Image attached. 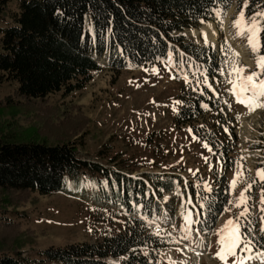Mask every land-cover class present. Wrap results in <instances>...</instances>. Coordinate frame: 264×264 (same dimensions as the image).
Wrapping results in <instances>:
<instances>
[{"label":"trees","instance_id":"obj_1","mask_svg":"<svg viewBox=\"0 0 264 264\" xmlns=\"http://www.w3.org/2000/svg\"><path fill=\"white\" fill-rule=\"evenodd\" d=\"M233 2L17 0L12 23L0 27V80L5 77L17 83L15 98L19 101L5 114L11 112L18 119L8 124L10 129L0 130V190L8 192L0 199V213L18 214L16 209L29 202L34 192L84 197L90 182V198L102 206L113 205L127 221L118 234L104 235L95 243L49 247L37 251V258H30L22 250L30 239L18 224L9 221L0 231V264H109L108 258L123 256L126 259L122 264H155L167 244L149 231V224L162 214L158 201L165 193L177 192L181 179L154 172L132 176L98 161L79 158L71 140L55 144L40 140L49 137L47 132L60 133L51 129L54 109L47 97L61 90L69 93L83 88L92 72L100 69L94 56L105 55L112 70H122L149 67L171 55L176 66L183 62L188 76L178 97L180 108L175 123L193 124L205 113L211 114L213 129L192 127V133L226 164L235 138L233 129L226 125L234 119L227 117V103L214 81L221 77L218 69L224 67L225 55L220 50L224 40H220L216 51L188 40L183 32L197 28L202 21L214 22L221 32L218 19ZM201 74L210 78L208 85L202 83ZM3 104L0 99V107ZM21 104L32 113L16 108ZM21 117L28 122L33 117L38 120L29 129L18 131ZM59 124L72 129L70 135L76 130L73 120L63 119ZM254 149L263 154L257 168H264V145ZM186 189L197 206L201 230H212L228 202L225 177L212 193L190 182ZM255 190L260 192L259 188ZM258 215H252L253 219ZM253 227L254 235L261 240L259 222Z\"/></svg>","mask_w":264,"mask_h":264},{"label":"rangeland","instance_id":"obj_2","mask_svg":"<svg viewBox=\"0 0 264 264\" xmlns=\"http://www.w3.org/2000/svg\"><path fill=\"white\" fill-rule=\"evenodd\" d=\"M241 7L242 0H234L229 11L220 19L223 21L221 32L213 22H202L197 28L187 29L183 34L188 40L206 45L201 28L209 29L212 24L217 30V43L211 44L214 49H219L220 40H224L221 46L229 48L231 53H237L240 65L255 71L256 64L252 53L245 47L246 41L234 37L232 23ZM16 12L17 0L0 1V27L11 24ZM95 59L100 69L92 72L91 79L83 88L69 93L61 90L47 97L48 105L54 109L51 129H58L60 133L47 132L45 135L49 137L40 140L45 139L48 144H55L62 139L71 140L79 158L98 161L131 173L132 176L154 172L179 177L182 186L179 184L177 192L164 194L163 200L158 201L162 215L156 222L149 224V231L167 244L160 250L155 264H223L215 258L218 249L217 233L227 220L238 215L239 209L227 202L212 230L201 232L200 224L193 223L191 238L185 241L181 232L185 223L181 215L182 208L184 214L192 213L194 221L199 219L195 202L187 203L189 196L186 183L190 182L197 189L212 193L218 189L221 177L224 176L228 201L236 200L243 185L231 188L237 170L235 162L240 161L243 165L240 170L255 178L257 165L263 156L261 150L254 147L264 145V108H257L249 114L230 94L227 75L214 78L215 86L219 87L227 103V117L234 119L226 125L233 129L235 135L232 152L226 162L229 165L226 167L213 151L208 150L209 146L205 147L207 144L204 141L189 131L192 127L211 131L215 123L211 114L205 113L193 124L178 126L175 123L180 103L174 102H179L182 87L188 81L187 69L181 62V68L178 69L174 58L169 55L149 67L112 70L105 55ZM16 89V82L5 77L0 80V99L4 103L0 107V130L10 129L8 124L18 119H14L11 112L5 115L19 103L15 98ZM8 99L11 100L7 102ZM16 108L27 111L22 104ZM19 119L21 129L17 128L18 131L29 129L38 120L37 117L29 122L23 117ZM63 119L76 123L72 135V129L66 130L59 124ZM58 125L60 128H57ZM111 159L115 162L109 163ZM91 186L88 182L87 195L84 197L75 194L70 197L64 193L40 195L34 192L29 202L16 209L18 214L0 213V231L4 223L9 221L18 224L30 239L29 245L22 249L30 258H37V251L49 247L95 243L104 235L122 232L127 221L126 215L113 205L96 204L89 196ZM7 193L0 190V199ZM253 195L255 202H258L260 192L254 189ZM257 214L254 208L252 215ZM124 259L126 256L107 261L109 264H122ZM227 264H232L231 258Z\"/></svg>","mask_w":264,"mask_h":264},{"label":"snow or ice","instance_id":"obj_3","mask_svg":"<svg viewBox=\"0 0 264 264\" xmlns=\"http://www.w3.org/2000/svg\"><path fill=\"white\" fill-rule=\"evenodd\" d=\"M217 2L218 0H211V3ZM216 11L218 17L219 9ZM218 23L222 26L223 21L218 19ZM232 27L234 37L246 41L245 47L252 53L256 70L249 71L245 66L240 65L238 54L231 53L229 48L222 45L220 50L225 54L223 58L224 67L218 69V73L227 75L230 94L237 103L244 106L251 114L257 108H264V0H242V7L238 10ZM205 44L207 45L206 39ZM228 53L231 54L228 55ZM201 76L202 83L208 85L210 78L203 74ZM185 79L187 80L186 77ZM193 138L195 139V136ZM208 150L212 151L211 148ZM235 167L237 170L235 178L231 182V188L235 189L238 184H242L243 190L240 191L236 200L228 201V203L239 209V212L238 215L227 220L217 233L218 249L215 258L223 264H227L229 258L232 259V264H264V168L257 169L256 177L253 178L240 170L243 168L240 161L235 162ZM255 188L260 190L258 202H255L253 195ZM202 198L206 200L207 196ZM187 203H192L191 198L188 199ZM200 207L203 208L205 205L201 204ZM254 208L259 213L256 219L252 217ZM229 210L225 209V211ZM181 215L185 222L181 227L182 239L187 241L191 238L193 223H199V220L194 221L191 212L184 214L183 208ZM257 221L260 225L259 236L261 240H258L257 236L254 235L256 228L253 225Z\"/></svg>","mask_w":264,"mask_h":264},{"label":"bare ground","instance_id":"obj_4","mask_svg":"<svg viewBox=\"0 0 264 264\" xmlns=\"http://www.w3.org/2000/svg\"><path fill=\"white\" fill-rule=\"evenodd\" d=\"M210 28H201V33L208 43L214 44L216 42V30L210 24Z\"/></svg>","mask_w":264,"mask_h":264}]
</instances>
